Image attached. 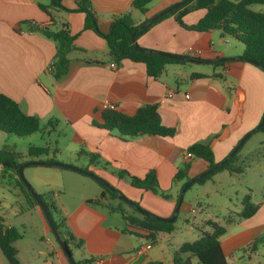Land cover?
<instances>
[{
	"label": "crops",
	"instance_id": "0c3cea01",
	"mask_svg": "<svg viewBox=\"0 0 264 264\" xmlns=\"http://www.w3.org/2000/svg\"><path fill=\"white\" fill-rule=\"evenodd\" d=\"M89 1L97 14L100 30L107 32L116 15L129 13L134 23L138 24L181 0H152L145 14L132 7V0ZM48 2L0 0V92L17 102L23 112L40 119L42 131L23 137L27 140L26 149L30 145H48L55 150L54 154L49 153L46 158L36 160L59 161L54 156L60 150V140H64L73 153L68 156L69 160H79L76 153L79 150L84 155L81 160L86 167L98 165L106 173L123 170L136 177L154 170L158 184H163L173 179L181 163H189L187 177L194 170V174L188 178L207 169V163L200 158L190 155L185 160L186 148L190 144H209L213 156L216 151L220 153L219 158L214 160L218 162L246 131L259 122L264 111V72L250 62L233 59L221 65L186 63L196 66L209 64L196 68L168 63L157 78H152L146 74L143 63L127 59L119 64L112 61L105 40L91 30L83 29L82 12L49 10L50 18L38 6ZM62 4L67 9H73L76 0H62ZM193 14L196 17L190 21ZM203 14V10L190 12L183 17V22L193 24ZM28 22L51 29L65 24L75 35L73 48L68 54V70L60 78L55 79L51 69L55 43L30 27ZM216 35L225 39L219 31L187 30L175 21L174 16H168L139 35L136 43L141 48L200 59L242 56L243 50L228 51L224 45L216 42ZM192 73L205 76L192 77ZM248 73L260 83V87L252 92L255 96L252 102L247 101L250 93L244 96V90L249 87L246 82ZM107 103H113L115 110L128 115H133L142 105L157 104L161 123L174 128L175 132L172 136L141 135L120 139L94 124ZM54 120L55 125L48 124V121ZM239 128L243 130L238 132ZM16 142V139L0 131V150L4 146L13 150ZM262 146L254 152L257 162L264 157ZM244 157H237L234 166L241 167ZM34 168L30 171L31 183L36 185L35 190L39 194L52 203L44 187L47 185L46 175L58 167L38 165ZM81 168L86 169L85 166ZM175 183L182 186L184 182L181 179ZM6 191L12 194L13 200L6 199ZM95 198L97 196L85 198L76 208L69 210L66 221L60 219L64 221V229L82 241L84 251L78 260L80 264H92L95 258L101 259V264H172L173 252L183 242L174 238L177 230L175 223L172 232H158L151 238L142 231H137V234L123 232L127 227L119 213L87 203V200ZM252 202L258 204L252 216L238 217L242 204L233 212L241 229L228 234L225 228V233L220 237L226 259L225 251H229L231 257L232 250L238 247L247 259L258 252L261 244L255 252L245 247L256 237L264 236V193L261 200ZM175 204L176 199L167 201L155 213L158 217H170ZM32 208H37L36 214L44 222V233L46 230L51 232L39 208L19 188L17 175L0 165V218L3 224L16 228L12 222L16 220L22 229L26 228L30 223ZM128 229L133 231L132 228ZM20 234L21 238L13 244L20 264H70L59 245L56 247L48 239V248L41 244L44 242L43 235L37 236L38 241L31 240L23 246L24 234ZM72 244L77 247L74 242ZM147 244L149 248H146ZM242 261L241 264H245ZM0 264H7L1 252Z\"/></svg>",
	"mask_w": 264,
	"mask_h": 264
},
{
	"label": "trees",
	"instance_id": "16d2710c",
	"mask_svg": "<svg viewBox=\"0 0 264 264\" xmlns=\"http://www.w3.org/2000/svg\"><path fill=\"white\" fill-rule=\"evenodd\" d=\"M151 1L152 0H132V7L141 14H145L148 10L147 6ZM254 4L264 5V0H187L185 4L170 10L143 28H139V26L150 16L146 17L141 23L135 24L129 13L116 15L113 17L107 32L100 30L97 14L89 0H76V7L73 9L65 8L62 4V0H49L47 4H38V6L43 12L48 14L50 18H52V16L49 10L82 12L84 14L83 29L91 30L97 36L105 40L112 61L119 64L121 61L127 59L133 62L143 63L146 74L149 77L157 78L161 74L165 64H184L188 61L137 51L133 48L130 37L133 31L136 30V40L139 35L144 33L153 24L168 16H174L175 21L187 30L195 32L219 31L221 36H229L237 40L243 45L242 56L249 59L251 64L264 71V11L260 12L253 10L251 5ZM197 10H203L204 14L195 23L190 25L185 24L183 22V17ZM28 24L30 27L40 32L45 38L55 43L56 51L51 63L54 78L58 79L66 74L70 62L68 54L73 48L75 35L68 30L65 24H61L58 29H51L46 26L40 27L31 22H28ZM185 56L198 58L188 55ZM224 63L225 62H216L213 63V65H221ZM191 76L203 77L205 75L201 73H192ZM48 124L55 125L56 121H48ZM94 124L123 140L141 135L172 136L175 132L174 128L164 126L161 123L158 106L154 103L140 106L133 115H128L115 109H103L99 114L98 122ZM0 131L7 135L25 137L42 131V128L40 119L37 116L26 114L22 111L17 102L0 92ZM258 131L264 133V124ZM240 148L227 162L223 163L211 173L199 178L196 183L202 184L213 174L223 170H227L230 173H241L242 168L234 166ZM186 152L206 162L207 169L217 163L214 161L213 152L209 144L202 142L192 143L186 148ZM49 153L54 154L55 150L48 147V145H30L27 147L25 155L32 160L35 157L48 155ZM25 155L13 151L8 146H4L0 150V165L17 175V184L19 188L29 197L30 201L37 206L34 198L17 174L19 165L26 162L22 161ZM188 168L189 163L185 162L182 168L176 171L173 179L181 180L187 177ZM117 174L120 177L129 176L130 184L135 188L156 193L158 182L154 170L148 171L142 178L129 175L127 172L123 171H119ZM190 179L191 178H187L186 182ZM98 180L104 189L97 198L89 199L87 203L104 208L109 212L119 213L124 219L127 227L122 230L123 232L127 231L137 234V231H142L147 233L148 237L151 238L158 232L170 233L173 231L175 221L171 223L158 221L154 217L140 213L132 206L131 208H133L137 214H125L120 203L116 205L109 203L110 200L117 198V191L107 186L102 180ZM186 182L182 184L181 188ZM38 196L47 206L53 224L61 238L66 242L67 247L69 248L68 245L72 242L79 247L82 241L80 239H75L66 229L64 231L61 229L64 228L63 220L56 221L54 219L52 214V211L54 212L53 204L47 201L44 195L38 194ZM132 204L143 210L137 204ZM241 204V211L237 214L240 218H248L258 209V204L251 201L249 194L243 197ZM150 214L158 217L152 213ZM205 226H208L210 231L204 230ZM128 228H132L133 231ZM196 231V239L183 241L173 252L172 264H228L220 244V237L226 231L225 227L216 221L207 219L196 227ZM20 238L21 234L17 229L3 224L0 218V252L7 264H20L16 257V249L13 245L14 242ZM262 243H264V236L256 237L245 249H248L250 252H255L258 245ZM192 259L195 260V263L192 262ZM76 264H80V262H76Z\"/></svg>",
	"mask_w": 264,
	"mask_h": 264
},
{
	"label": "rangeland",
	"instance_id": "374dc122",
	"mask_svg": "<svg viewBox=\"0 0 264 264\" xmlns=\"http://www.w3.org/2000/svg\"><path fill=\"white\" fill-rule=\"evenodd\" d=\"M251 8L255 11H264V5L260 4L251 5ZM195 15L196 14L190 16V21L195 19ZM215 40L219 44L224 45L228 51L237 52L239 50H243V45L229 36H225V39H221L218 35H216ZM184 65H189V67L195 68L206 67L205 65L209 66V64H204L202 66H196L193 64V66L192 64L186 63H184ZM247 77L248 78L246 79L248 81L246 82L249 83V87L244 90V96L246 97L250 93L247 101L252 102L255 97L252 92L260 87V83L259 80L251 73H248ZM243 128H239L237 131L239 132L243 130ZM10 137L17 140L13 150L17 153L25 155L27 140L23 137H17L14 135H10ZM261 146L264 148V136L263 132L257 130L245 140L237 154V157L243 155L246 156L240 163L242 168L241 173H230L227 170H223L213 174L204 183L199 184L195 182L185 190L175 220V226L177 227L174 234L175 240H194L197 237L196 226L206 219L214 220L223 225L227 228L228 234L241 229L238 218L235 217L233 212L241 207L242 199L246 194H250L251 201H258L262 199V195L264 193V157L260 158L261 161L259 162L255 161L254 158L256 148ZM58 148H60V150L57 151L54 156L57 160H59L57 162L68 165H71L68 162H72L75 165L71 166L91 172L95 178L83 173L76 174L74 170L72 171L65 168H54L57 170H51L54 172H50L46 175L47 185L44 187V190L46 192V196L55 207L56 212L52 211V214L56 221H61L60 219H64L66 221L69 210L76 208L85 198L98 197L100 192L104 189L98 179L102 180L107 186L117 191V198L110 200L109 203L113 205L120 203L123 211L128 215H135L137 212H135L125 201L135 203L143 210L158 216L155 212L160 211V207L164 206L167 201L175 200L181 190V186H178L175 183L176 180L174 179L170 182L167 181V183L158 184L156 193L135 188L130 184L129 176H118L117 173L119 170L113 171L114 173H106L98 165L86 167L87 165H85L81 160V157L84 155H82L79 150L76 152L80 157L79 160L74 161L67 159L70 154H73L70 151V146L67 145V141L60 140ZM251 154H254V156L250 157ZM46 156L47 155L35 157V160L33 161H38L36 158H46ZM219 156L220 153L216 151L213 156L214 160L219 158ZM50 157H52V155H50ZM23 160L28 161L31 159L25 155L22 158V161ZM82 166H85L86 169H82ZM182 166L183 163H181L179 169L182 168ZM34 167L36 166H26L22 170V174L25 181L37 194H39L35 190L37 188L36 185L31 183L29 179L31 176L30 171H33V169H35ZM193 171L189 172L188 177H191L194 174ZM144 175L137 177L142 178ZM188 177L183 178V182H186ZM104 178L107 179L105 180ZM5 197L9 201L13 200L12 194L8 191H6ZM36 209L37 208L31 209L29 217L30 223L27 224L24 229L21 228L16 220H12L16 229L20 233L24 234L21 245L26 246L31 240L38 241L37 236L43 235L44 242L41 244L45 248L49 247L47 239L50 243H53L57 247L58 244L53 233L49 230H46V233H44V222H42L41 218L36 214ZM191 209H194L195 212L191 213ZM228 218H231V221L227 222ZM61 229L63 231L65 230L64 228ZM204 229L210 231L208 226H205ZM69 250L75 262H78L81 253L84 251L82 245L80 247H75L72 243H69ZM225 253L227 254L229 264H241L243 262L242 260H244L245 264H264V243L259 246L257 253L251 255L250 259H247V256L240 247L234 249V251L232 250L231 257H229V251H225ZM241 256L244 257L242 258Z\"/></svg>",
	"mask_w": 264,
	"mask_h": 264
},
{
	"label": "water",
	"instance_id": "95a60500",
	"mask_svg": "<svg viewBox=\"0 0 264 264\" xmlns=\"http://www.w3.org/2000/svg\"><path fill=\"white\" fill-rule=\"evenodd\" d=\"M187 2V0H181L177 3H174L168 7H166L165 9H162L161 11L155 13L154 15L150 16L146 21H144L139 28H143L145 26H147L148 24H150L153 20L159 18L160 16L166 14L167 12H169L170 10L181 6L182 4H185ZM135 34H136V30L133 31V33L131 34V43L132 46L135 50L137 51H141V52H145V53H150V54H156V55H160V56H165L168 58H172V59H177V60H182V61H188V62H194V63H216V62H226V61H230L233 59H238V60H243V61H247L250 62L251 61L249 59H247L244 56H237V57H219V58H215V59H200V58H191V57H187L185 55H179V54H172V53H167V52H163V51H157V50H152V49H146V48H141L137 45L136 40H135ZM264 124V111L262 113V116L259 120V122L257 123V125L251 129L250 131L246 132L239 140L238 142L234 145V147L232 148V150L226 155V157H224L222 160L218 161L215 165H213L212 167L206 169L205 171L199 173L198 175H196L195 177L191 178L188 182H186L183 187L180 190L179 196H178V200L175 204L173 213L170 217H166V218H162V217H155L153 215H151L150 213L143 211L139 208H137L136 206H134L130 201H125V199L123 198V200L125 202H127L130 206L134 207L135 209H137L140 213L144 214V215H148L151 217L156 218L158 221H162L165 223H171L173 221H175L181 202H182V198L184 195L185 190L193 183H195L199 178H202L203 176L211 173L212 171L216 170L217 168H219L223 163L227 162L236 152L237 150L241 147V145L244 143V141L255 131H257L260 127H262V125ZM38 165H44V166H53V167H58V168H66V169H71L80 173H83L85 175L94 177L93 174L91 172H87L81 169H78L74 166L68 165V164H64V163H60V162H56V161H26L25 163L19 165L18 169H17V174L18 177L22 180V182L25 184V186L27 187L28 191L30 192V194L32 195V197L34 198L37 206L39 207V209L41 210L47 224L49 225L55 240L57 241L59 247L61 248V250L63 251L64 255L66 256V258L68 259L70 264H76V262L74 261L72 254L69 250V248L67 247L66 242L61 238L60 234L58 233L57 229L55 228L54 224H53V220L49 215L48 212V208L45 205V203L39 198L38 194L31 188V186L25 181L23 174H22V170L26 167V166H38ZM95 178V177H94Z\"/></svg>",
	"mask_w": 264,
	"mask_h": 264
},
{
	"label": "built area",
	"instance_id": "2783aa9c",
	"mask_svg": "<svg viewBox=\"0 0 264 264\" xmlns=\"http://www.w3.org/2000/svg\"><path fill=\"white\" fill-rule=\"evenodd\" d=\"M186 97H187V95H186ZM106 108H108V109H115V105L113 103H107L105 105V108L104 109H106ZM189 157H190V155L188 153H186V155L184 156L185 160L188 159ZM190 212L191 213H194L195 211H194V209H191ZM149 247H150V245L147 244L146 245V248H149ZM92 264H101V259H99V258L93 259Z\"/></svg>",
	"mask_w": 264,
	"mask_h": 264
}]
</instances>
